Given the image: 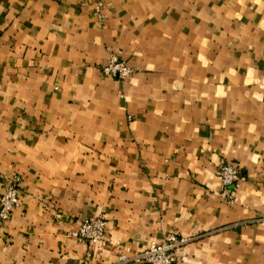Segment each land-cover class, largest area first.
<instances>
[{
	"label": "crops",
	"instance_id": "1",
	"mask_svg": "<svg viewBox=\"0 0 264 264\" xmlns=\"http://www.w3.org/2000/svg\"><path fill=\"white\" fill-rule=\"evenodd\" d=\"M16 174L0 264H119L171 234L178 264H264V0H0V198ZM98 216L107 245L73 235Z\"/></svg>",
	"mask_w": 264,
	"mask_h": 264
},
{
	"label": "built area",
	"instance_id": "2",
	"mask_svg": "<svg viewBox=\"0 0 264 264\" xmlns=\"http://www.w3.org/2000/svg\"><path fill=\"white\" fill-rule=\"evenodd\" d=\"M102 17V9L97 8ZM105 75L113 76L119 80H126L133 76L137 69L127 59L112 56L101 67ZM242 169L227 161L218 167L217 174L221 178L223 192L230 203L236 201L235 191L242 181ZM23 177L20 174L4 178V192L0 198V225L8 223L14 212L21 207V184ZM79 240L98 242L107 245V220L104 217H88L83 220L73 233ZM188 240L171 234L163 242H152L151 245L136 256L122 255L119 264H178L179 251Z\"/></svg>",
	"mask_w": 264,
	"mask_h": 264
},
{
	"label": "rangeland",
	"instance_id": "3",
	"mask_svg": "<svg viewBox=\"0 0 264 264\" xmlns=\"http://www.w3.org/2000/svg\"><path fill=\"white\" fill-rule=\"evenodd\" d=\"M242 179H243V177H242ZM241 182H242V181H241ZM240 187H241V184H240V186L237 188V190L235 191V197H236V193L238 192V190L240 189ZM259 220L262 221V222H264V215H263L262 217H260Z\"/></svg>",
	"mask_w": 264,
	"mask_h": 264
}]
</instances>
